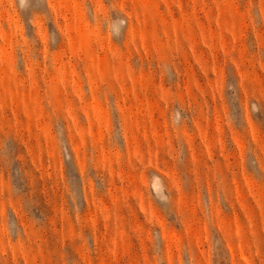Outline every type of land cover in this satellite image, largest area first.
Returning <instances> with one entry per match:
<instances>
[{
  "label": "rangeland",
  "instance_id": "obj_1",
  "mask_svg": "<svg viewBox=\"0 0 264 264\" xmlns=\"http://www.w3.org/2000/svg\"><path fill=\"white\" fill-rule=\"evenodd\" d=\"M0 264H264V0H0Z\"/></svg>",
  "mask_w": 264,
  "mask_h": 264
}]
</instances>
